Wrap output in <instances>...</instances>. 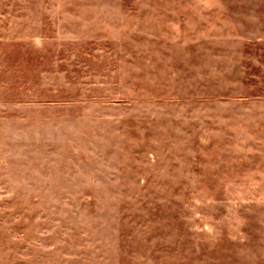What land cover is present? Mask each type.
Segmentation results:
<instances>
[{
  "label": "rangeland",
  "instance_id": "rangeland-1",
  "mask_svg": "<svg viewBox=\"0 0 264 264\" xmlns=\"http://www.w3.org/2000/svg\"><path fill=\"white\" fill-rule=\"evenodd\" d=\"M247 8L0 0V264H264V181L217 161L220 101L264 90Z\"/></svg>",
  "mask_w": 264,
  "mask_h": 264
},
{
  "label": "crops",
  "instance_id": "crops-1",
  "mask_svg": "<svg viewBox=\"0 0 264 264\" xmlns=\"http://www.w3.org/2000/svg\"><path fill=\"white\" fill-rule=\"evenodd\" d=\"M233 13L232 24L227 32L259 34L260 39L256 41L257 45L255 46L264 47V9L247 8ZM250 43V41L247 44L240 41L236 44V47H246ZM227 98L220 102L224 105V121L228 127L226 130L227 138L224 140L226 144L225 150L228 153L217 161L221 162L220 174L221 177H224L222 180L228 185L223 187V191L232 192L234 184L231 182L236 179L235 177H239V179L247 178L248 183L250 178H262V181H264V90H257L255 94L249 91L239 92L236 96L232 95ZM6 152V176H8V150ZM4 171V165L0 164L2 175H4ZM239 182L242 185L240 180ZM243 189L240 188V190ZM246 190L264 193V184H259L258 187H253L252 185Z\"/></svg>",
  "mask_w": 264,
  "mask_h": 264
}]
</instances>
